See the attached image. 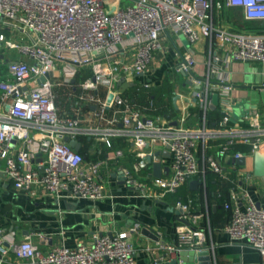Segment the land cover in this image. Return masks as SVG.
I'll return each instance as SVG.
<instances>
[{"label":"built area","instance_id":"2783aa9c","mask_svg":"<svg viewBox=\"0 0 264 264\" xmlns=\"http://www.w3.org/2000/svg\"><path fill=\"white\" fill-rule=\"evenodd\" d=\"M121 1L0 0V71L7 68L0 81V178L33 196L45 191L68 199L97 201L106 198L102 171L107 162L87 161L66 137L100 139L117 157L124 151L116 150L115 141L125 139L141 158L153 162L158 161L156 151L147 148L162 147L170 156L169 173L151 179L160 196L175 193L191 180L206 185L208 173L232 182L235 187L225 204L231 211L225 227L228 241L250 246L264 256V208L258 207L247 189L256 177L245 166L230 169L222 160L226 156L247 159L264 150V124L259 117L246 115L244 127L233 123V85L226 71L229 60L264 64V29L260 27L264 24V0H223L218 5L219 9H238L242 20L253 28L216 24V0ZM170 32L185 36L191 45L208 42L205 77L196 74L197 61L190 53L174 68L196 88L186 101L197 105L205 116L214 106L213 96L218 95L216 108L222 116L218 129H209L205 123L186 126L187 115L174 126L149 113L155 108L152 103L137 108L115 90L121 81L148 75L156 53L165 51L162 40ZM12 54L17 57L9 58ZM88 68L93 75L80 80L78 92L70 97V110L62 111L56 88L71 86L82 78L77 75L80 70ZM138 83L146 89L154 84L151 78ZM260 90L264 91V83ZM114 105H124L121 119L107 117L108 107ZM218 141L224 143H211ZM240 145L249 152L236 150ZM214 147L217 152L207 156ZM125 177L127 186L145 193L144 185L129 172ZM188 208L181 205L184 218L186 213L190 216ZM140 228L136 225L130 232L96 237L92 246L48 251L33 242V233L12 251L28 264H138L131 234ZM36 236L46 239L42 234ZM157 245L167 257L176 259L183 250H203L204 243L195 230L187 228L179 231L173 242L159 237ZM10 252L1 236L0 263Z\"/></svg>","mask_w":264,"mask_h":264},{"label":"crops","instance_id":"0c3cea01","mask_svg":"<svg viewBox=\"0 0 264 264\" xmlns=\"http://www.w3.org/2000/svg\"><path fill=\"white\" fill-rule=\"evenodd\" d=\"M222 1L218 0L215 6V23L228 28H245L246 22L242 20L238 9L226 10L223 7L219 9L218 5L221 6ZM162 41L165 51L156 53L148 75L141 79L127 80L129 86L126 88L117 84L115 90L122 99L137 108L147 107L146 101L149 97H154L158 107L155 106L149 113L154 117L160 116L171 121L174 126L180 124L182 117L187 115L186 126L197 127L205 123L209 129H218V121L221 118L219 108L209 109L205 116L197 105H189L186 99L192 97L196 88L186 75L177 73L174 68L183 55L190 53L197 61L196 74L205 77V64L209 58L208 42L202 40L196 45H191L185 36L172 32L165 35ZM255 65L259 64L233 60H229L226 64L228 79L233 85L230 93L233 123L243 127L247 125L244 120L249 114L259 117L264 124V91L260 90L264 83V69L257 71L253 68ZM6 73L7 68L2 67L1 81L5 79ZM77 75L82 78L73 81L71 86L56 88V101L62 111L70 110V97L78 92L80 80L91 77L93 73L88 68L81 69ZM147 78L153 79V87L146 89L138 86L139 80ZM213 81L215 82L216 79ZM100 90L101 94L105 95L106 90L104 88ZM177 95L180 97L174 103ZM122 109L124 105L108 107L106 115L108 118L121 119ZM118 127L122 128V124ZM78 142L81 145L79 152L87 161L107 162L102 171L107 187L106 198L97 201L74 200L45 191L33 196L17 191L11 183L0 178V230L6 247L11 248V252L0 264H28L17 259L12 247L33 233H35L32 235L33 242L41 250L48 251L63 246L68 248H76L80 245L92 246L96 237L130 232L136 225H140L141 228L131 234V239L135 245L138 264H170L179 260L181 253L192 252L183 250L176 259H171L157 245L159 237L173 242L177 240L178 232L187 228L197 232L198 239L204 243L203 250L210 251L213 264H264V256L258 250L250 246L231 244L228 241L225 227L230 221L231 211L225 208V204L230 202L229 193L231 188L235 187L232 182L225 181L230 183V187L224 203L220 201L219 188L215 184L217 179H221L213 173H208L206 185L199 182L197 189L191 188V180L175 193L160 196V191L153 188L151 183V179L156 178L152 163H149L148 159L141 158L140 153L125 139L115 141L116 150L124 151L121 157H117L114 150L107 149L100 139L84 137ZM222 142L224 143V141L211 143ZM240 147L247 148L249 152L248 147L241 145ZM147 149L156 151L158 158L156 162L161 163L162 176H166L171 161L168 152L158 146ZM217 150L218 147H214L206 155L215 154ZM201 154L202 152H199L200 157ZM259 154L264 160V150ZM227 157L230 156L222 159L227 168L239 167L233 164L231 157L228 162ZM254 157H248L245 165V168L252 173ZM127 172L144 185V189H147L145 193L137 187L125 184ZM209 176L215 178L211 185L208 182ZM247 189L264 208V179L256 178ZM181 205H188L190 216L186 213L184 218V213H179ZM145 229L155 234L158 239L155 240L147 235ZM36 234H42L46 239ZM189 258L186 256L185 260L180 259L179 263L197 264L190 262Z\"/></svg>","mask_w":264,"mask_h":264},{"label":"water","instance_id":"95a60500","mask_svg":"<svg viewBox=\"0 0 264 264\" xmlns=\"http://www.w3.org/2000/svg\"><path fill=\"white\" fill-rule=\"evenodd\" d=\"M191 83V81H190ZM119 87L122 88H126L127 86H129V83H127V81H121L120 83H118ZM180 95H177L174 99V103H176L177 99H179ZM113 98V95H110L108 102H111ZM213 101H214V106L212 107V109H215L216 106L218 105V95L215 94L213 96ZM65 141L69 143V145L71 147H73L75 150L79 151L80 150V143L76 140H72L69 137L65 138ZM169 154V153H168ZM254 170H253V175L256 178H261L264 179V160L262 158V155L259 154V152L255 153L254 155ZM226 160L229 162L230 161V157H227ZM233 164L238 165V166H245L246 165V158L243 157L241 159L238 160H232ZM149 163H152L153 165V173L154 176L156 178H161L162 174H163V168L160 162H153L151 158L148 159ZM199 185V181L198 180H192L190 182V186L192 189H197ZM258 207H261L260 204H258ZM179 213L183 214V211L180 210ZM147 235H149L150 237L154 238L155 240H157L158 238L156 237L155 234L151 233L149 230L145 229L144 230ZM189 256V261L193 262V263H197V264H213V262L211 261V256H210V251L209 250H202V251H192V252H183L180 255L179 260H175L172 261L170 264H180V259L185 260V257Z\"/></svg>","mask_w":264,"mask_h":264},{"label":"trees","instance_id":"16d2710c","mask_svg":"<svg viewBox=\"0 0 264 264\" xmlns=\"http://www.w3.org/2000/svg\"><path fill=\"white\" fill-rule=\"evenodd\" d=\"M234 12V11H233ZM238 17H240V16H238ZM247 23V22H246ZM249 24V23H248ZM253 24H252V27H250V28H253ZM260 27H261V29H264V24L263 25H260ZM245 28H247V27H245ZM146 103H147V106H149L150 107V104L152 103L153 105H154V107L155 106H157L158 107V104H157V100L154 98V97H149V99L146 101ZM221 114V113H220ZM221 118H222V116H221ZM220 118V119H221ZM219 119V120H220ZM236 150H239V151H243V152H247V148H244V147H240V146H237L236 147ZM213 180H215V178H213V176H209V179H208V182H209V185H211L212 183H213ZM216 186H218V188H219V196H220V201L222 202V203H224L225 201H226V198H227V196H228V189H229V187H230V183L228 184L227 182H225V181H223V180H218L217 179V181H216Z\"/></svg>","mask_w":264,"mask_h":264},{"label":"rangeland","instance_id":"374dc122","mask_svg":"<svg viewBox=\"0 0 264 264\" xmlns=\"http://www.w3.org/2000/svg\"><path fill=\"white\" fill-rule=\"evenodd\" d=\"M217 3H218V0H216V4ZM244 26L247 27V28H250V27H252V24L245 23ZM16 57H17V55L12 54L9 58L15 59ZM256 64H259V65H255V66H253V68H255L257 71H260V70L264 69V64L263 65L261 63H256ZM0 81H1V79H0Z\"/></svg>","mask_w":264,"mask_h":264}]
</instances>
